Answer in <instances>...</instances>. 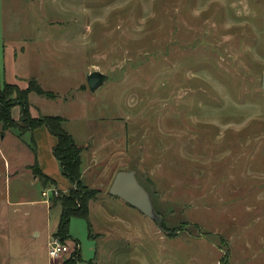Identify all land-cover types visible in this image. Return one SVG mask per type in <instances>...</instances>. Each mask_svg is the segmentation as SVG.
Instances as JSON below:
<instances>
[{
	"label": "rangeland",
	"instance_id": "374dc122",
	"mask_svg": "<svg viewBox=\"0 0 264 264\" xmlns=\"http://www.w3.org/2000/svg\"><path fill=\"white\" fill-rule=\"evenodd\" d=\"M263 73L264 0H0V80L57 95L30 94L32 111L65 119L97 193L56 237L31 132L6 131L0 264H264ZM132 170L160 224L109 194ZM52 239L68 254L51 259Z\"/></svg>",
	"mask_w": 264,
	"mask_h": 264
},
{
	"label": "trees",
	"instance_id": "16d2710c",
	"mask_svg": "<svg viewBox=\"0 0 264 264\" xmlns=\"http://www.w3.org/2000/svg\"><path fill=\"white\" fill-rule=\"evenodd\" d=\"M35 93L49 99H55L56 94L44 90L37 79H31L27 89H21L14 84H8L0 80V136H5L6 131L16 129L20 136L27 132H33L40 127H46L49 132L58 140L54 147L53 153L56 157L61 172L64 177L70 182L72 188L68 195L61 191L57 194L52 193L50 202L54 205H59L61 208V216L56 237L63 241L70 239V221L72 217L89 219V205L97 199V193L85 187L82 183V152L83 148L78 146L72 136L64 129V119L59 116H43L37 119L32 118L30 111V94ZM19 107L21 116L19 121H16L12 116L14 108ZM32 145H35L33 140ZM36 152V148L33 147ZM29 170L38 181L44 186L52 184L56 187V182L47 177L40 169L37 160ZM80 259L77 256H72L65 264H77Z\"/></svg>",
	"mask_w": 264,
	"mask_h": 264
},
{
	"label": "water",
	"instance_id": "95a60500",
	"mask_svg": "<svg viewBox=\"0 0 264 264\" xmlns=\"http://www.w3.org/2000/svg\"><path fill=\"white\" fill-rule=\"evenodd\" d=\"M108 79L106 74L95 71L87 76V86L92 92H95L107 83ZM262 88L264 90V73ZM109 194L121 199L157 224H160L163 219L156 211L149 191L140 183L136 172L133 170L119 171L113 179Z\"/></svg>",
	"mask_w": 264,
	"mask_h": 264
},
{
	"label": "crops",
	"instance_id": "0c3cea01",
	"mask_svg": "<svg viewBox=\"0 0 264 264\" xmlns=\"http://www.w3.org/2000/svg\"><path fill=\"white\" fill-rule=\"evenodd\" d=\"M16 51H18V50H16ZM20 51H21V55L22 56L19 57V58L21 59V58L24 57V51L23 52H22V50H20ZM10 55H11V57H14L15 62L18 61V57H16L17 55H14L13 53L10 54ZM4 71H5V68H4ZM4 75H5V73H4ZM16 75H17V77H16L17 79H24L23 77L18 78L20 76V74H16ZM5 77H6V75H5ZM31 79H36V78H31ZM7 80L8 79H6L5 82H7L8 84H13V83L8 82ZM14 85H17L21 89L24 90V89L28 88L29 82H28V85H26V86H21V85H18V84H14ZM49 92H51V91H49ZM29 100H30V97H29ZM30 106H31V103H30ZM30 111H31V114H32L33 117H39L40 115L41 116H55V115H51V113H48L47 111H41L40 109H39L38 112L36 111V114H34L31 107H30ZM12 116L17 121L20 119L21 110H20L19 107H16V108L13 109ZM59 117H61V116H59ZM27 133H25L24 135H26ZM24 135L20 136V134L18 132L17 133L18 137L17 136H15V137L18 140H21V138L25 137ZM30 137L32 139V142H33V140L35 142L34 148H36V152H35V154L37 155L36 156V160H37V162L39 164V167H40L41 171L47 177H49L50 179H52L53 181L56 182V190L58 189L59 191L67 193L70 190V188H71V184L66 178L64 179L63 177H61V175H60V166H59V163H58V161H57V159H56V157L54 156V153H53L54 147L56 146V144L58 142L57 138L55 136H53L46 127H40L38 129L34 130L33 132H31V136ZM87 172H88V170H87ZM86 175L87 174L84 173L83 176H82V181L84 183H85V180L87 178Z\"/></svg>",
	"mask_w": 264,
	"mask_h": 264
},
{
	"label": "built area",
	"instance_id": "2783aa9c",
	"mask_svg": "<svg viewBox=\"0 0 264 264\" xmlns=\"http://www.w3.org/2000/svg\"><path fill=\"white\" fill-rule=\"evenodd\" d=\"M52 193L57 194L58 190L54 189L51 191V194ZM43 196L48 197V194L44 192ZM68 251L69 247L62 243L59 239H52V241L49 243L48 255L51 259H59L60 257L68 254Z\"/></svg>",
	"mask_w": 264,
	"mask_h": 264
}]
</instances>
